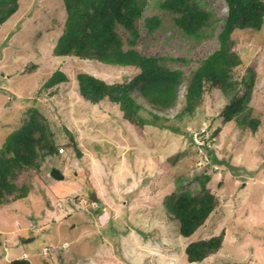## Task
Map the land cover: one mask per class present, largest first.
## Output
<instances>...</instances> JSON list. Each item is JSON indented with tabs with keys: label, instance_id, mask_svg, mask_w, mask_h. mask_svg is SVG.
I'll return each mask as SVG.
<instances>
[{
	"label": "rangeland",
	"instance_id": "rangeland-1",
	"mask_svg": "<svg viewBox=\"0 0 264 264\" xmlns=\"http://www.w3.org/2000/svg\"><path fill=\"white\" fill-rule=\"evenodd\" d=\"M154 1H145L144 16L160 12ZM203 2L219 29L227 13L224 0ZM159 15L162 26L152 32L143 18L135 20L134 47L142 54L165 57L167 67L188 72L217 47L215 36L184 38L165 13ZM64 18L62 0H21L0 24V143L31 106L50 120L60 145L39 171L17 177L28 185L27 194L0 206V264L19 257L31 264H264V25L232 34L241 59L234 73L240 78L247 68L254 72L247 106L259 120L256 130L235 119L223 121L219 111L227 99L208 88L194 116L169 121L180 126L177 133L155 124L137 126L122 117L117 104L91 103L79 95L78 71L112 83L138 69L52 54ZM121 34L127 32L121 28ZM170 55L189 62L166 58ZM31 63L36 65L28 70ZM55 69L67 80L39 92ZM183 89L184 83L178 99ZM180 106L178 101L159 114L172 117ZM207 149L224 161H211ZM52 168L63 178L51 177ZM204 172L217 207L193 234L182 236L178 222L166 215L163 197L177 177L193 187L192 177ZM219 233L222 243L215 253L187 260L188 242Z\"/></svg>",
	"mask_w": 264,
	"mask_h": 264
},
{
	"label": "trees",
	"instance_id": "trees-1",
	"mask_svg": "<svg viewBox=\"0 0 264 264\" xmlns=\"http://www.w3.org/2000/svg\"><path fill=\"white\" fill-rule=\"evenodd\" d=\"M145 1L62 0L65 18L52 54L138 69L130 77L112 83L86 71H78L76 79L79 95L91 103L106 99L117 104L122 117L137 126L155 124L182 133L180 126H173L169 121H180L194 116L206 89L217 88L227 99L219 111L222 120L235 119L240 127L248 125L252 132L255 131L259 120L250 115L251 111L247 106L254 72L247 68L246 74L240 78L234 73L233 70L240 64L241 59L233 48L232 34L236 30L262 28L264 0H224L227 13L219 29L216 28L218 18L211 8L205 6L203 0H155L154 4L159 11L169 17L171 24L184 38L199 40L215 36L217 47L188 72L179 67H167L163 64L165 57L145 55L134 47L139 36L135 24L137 18H143L142 24L150 32L160 28L163 23L160 12L143 15ZM20 2L21 0H0V24L17 12ZM121 28L127 35L122 36ZM166 58L181 61L183 64L189 62L186 56L170 55ZM35 65L36 63H31L28 70ZM65 80L66 75L55 69L44 79L39 92L42 88L54 87ZM182 83L183 96L178 99ZM134 93L138 94L137 99ZM178 101L181 102L180 109L172 117L159 114L174 107ZM23 114L25 116L21 124L0 143V206L27 194L28 185L17 181L21 172L39 171L47 158L59 154L60 145L56 143L50 120L44 113L30 106ZM63 129L77 155H80L70 131ZM217 131L218 129L213 132ZM207 152L211 161H224L217 158L211 149H207ZM209 179L210 175L205 172L194 176L192 180L196 184L191 187L186 178L177 177L173 187L163 197L166 215L170 220L178 222V232L182 236L193 234L217 207L218 201L207 186ZM221 243L222 233L192 240L184 249L187 260L200 261L215 253ZM5 264L31 262L27 257H19Z\"/></svg>",
	"mask_w": 264,
	"mask_h": 264
},
{
	"label": "water",
	"instance_id": "water-1",
	"mask_svg": "<svg viewBox=\"0 0 264 264\" xmlns=\"http://www.w3.org/2000/svg\"><path fill=\"white\" fill-rule=\"evenodd\" d=\"M50 176L53 177V178H56V179H62L63 178V174L57 169V168H52L50 170ZM92 196H91V199H95L96 195L94 193H91Z\"/></svg>",
	"mask_w": 264,
	"mask_h": 264
},
{
	"label": "clouds",
	"instance_id": "clouds-1",
	"mask_svg": "<svg viewBox=\"0 0 264 264\" xmlns=\"http://www.w3.org/2000/svg\"><path fill=\"white\" fill-rule=\"evenodd\" d=\"M226 10H227V8H226ZM227 12V11H226ZM179 92H180V90H179ZM180 95V94H179ZM182 95V94H181Z\"/></svg>",
	"mask_w": 264,
	"mask_h": 264
},
{
	"label": "bare ground",
	"instance_id": "bare-ground-1",
	"mask_svg": "<svg viewBox=\"0 0 264 264\" xmlns=\"http://www.w3.org/2000/svg\"><path fill=\"white\" fill-rule=\"evenodd\" d=\"M169 109H170V108H169ZM169 109H168V110H169ZM144 111H145V110H144ZM161 115H162V114H161Z\"/></svg>",
	"mask_w": 264,
	"mask_h": 264
}]
</instances>
